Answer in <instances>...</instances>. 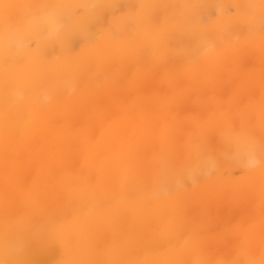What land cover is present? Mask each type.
I'll use <instances>...</instances> for the list:
<instances>
[{
    "label": "bare ground",
    "instance_id": "6f19581e",
    "mask_svg": "<svg viewBox=\"0 0 264 264\" xmlns=\"http://www.w3.org/2000/svg\"><path fill=\"white\" fill-rule=\"evenodd\" d=\"M0 264H264V0H0Z\"/></svg>",
    "mask_w": 264,
    "mask_h": 264
},
{
    "label": "rangeland",
    "instance_id": "374dc122",
    "mask_svg": "<svg viewBox=\"0 0 264 264\" xmlns=\"http://www.w3.org/2000/svg\"><path fill=\"white\" fill-rule=\"evenodd\" d=\"M238 173V172H237Z\"/></svg>",
    "mask_w": 264,
    "mask_h": 264
}]
</instances>
